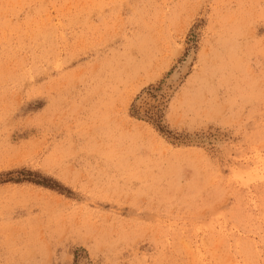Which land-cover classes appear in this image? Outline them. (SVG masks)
<instances>
[{
	"label": "rangeland",
	"instance_id": "374dc122",
	"mask_svg": "<svg viewBox=\"0 0 264 264\" xmlns=\"http://www.w3.org/2000/svg\"><path fill=\"white\" fill-rule=\"evenodd\" d=\"M81 2L0 0V264L44 257L53 260L66 250L70 258L89 259L92 264H214L220 258L235 259L209 255L205 234L230 228L223 214L217 212L213 220L210 213L223 208L237 188V211L257 208L264 196V160L260 157L264 116L258 94L254 107L243 114L237 112L232 120L239 125V132L220 149L224 159L217 163L214 173L208 172L196 152L170 151L195 143L192 134L181 130L183 121L175 113V127L163 118L151 125L152 130L126 125L118 133L99 123L87 129L81 127L80 132L86 135H79L75 147L66 151L64 133L69 129L61 126L65 108L95 111L105 102L100 94L103 82L95 75L102 60L98 53L93 63L89 53L102 41L107 42V34H101L97 21H93L81 26L86 34L78 41H53L49 36L45 45L37 25L44 10L36 6ZM163 2L177 5L194 0ZM195 2L209 5L208 16H212V4L256 5L255 9L216 10L215 26L207 37L206 65L191 84L193 95L185 98L182 94L177 100L176 110L181 114L185 104L198 103L194 94L205 87V82L212 81L215 72L217 94L202 95L208 101L223 103L228 116L227 110L238 102L247 84L243 65L248 64L247 71L254 78L264 70V48L256 39L259 29L252 33L256 42L251 46H241L239 42L247 14L255 12L259 18V5L264 0ZM25 4L33 7L25 9ZM71 12L70 7L60 9L61 15ZM207 24L205 19L204 26ZM88 32L93 34L91 38ZM67 35L70 37L71 32ZM84 50L87 51L82 57ZM9 54L22 59L9 66L3 62ZM151 56L150 51L146 53V60ZM56 57L68 58L65 67L71 70L49 76L47 82L37 77L44 94L52 98L48 111L39 115L44 112V100L21 90V76L30 79L33 66L49 71V61ZM142 68L143 65L125 64L112 71H123L127 76ZM233 80L238 83L230 87ZM258 87L256 84L253 89L256 93ZM21 112L29 126H20L16 117ZM250 124L255 125L254 130ZM70 131L77 134L75 126ZM28 155L62 164L67 172L87 181L83 193L77 194L56 177L33 168L8 166ZM257 167L261 172L255 174ZM60 197L70 200L71 206ZM204 217L207 221L201 222Z\"/></svg>",
	"mask_w": 264,
	"mask_h": 264
},
{
	"label": "snow or ice",
	"instance_id": "6c2138e0",
	"mask_svg": "<svg viewBox=\"0 0 264 264\" xmlns=\"http://www.w3.org/2000/svg\"><path fill=\"white\" fill-rule=\"evenodd\" d=\"M30 9L33 5H23ZM44 10L37 19L38 31L45 37L44 43L48 44L47 37L71 39L78 41L86 33L81 31L82 25H88L97 21L101 34H107V42H101L97 49L89 53L93 63L99 58L102 63L95 71L103 82L100 92L104 103H100L95 111L87 108H65L62 114L61 126L67 127L69 131L64 133L66 140L65 150L71 151L75 147V141L81 133V127L87 129L102 124L106 128L114 129L118 133L126 125L136 127H147L150 130L152 124H158L163 118L166 123H173L174 113L182 119L181 130L186 131L195 138V143L186 148H173L172 152L190 154L196 152L208 172L214 173L218 162L224 157L220 149L234 133L239 132V125L232 122L237 112L243 114L256 104L255 96L258 94L259 104L264 116V70L259 71L258 77H253L247 71L248 64L243 65L244 79L247 82L241 90L238 102H234L225 116L223 103H215L204 98L202 93L207 92L213 96L217 94L215 83V72L212 81L205 82V87L194 95L198 103L184 105L183 113L176 110L177 100L183 96L187 98L193 95L191 84L194 78L206 65L207 57L205 49L208 34L214 28L216 10L219 8L255 9L256 5H219L212 4V16H208L209 5L200 2L181 3L172 5L163 0H82L81 3L37 5ZM71 8L73 12L61 15L60 9ZM260 13L257 18L255 12H249L246 17L245 27L241 30V46H251L256 40L253 31L259 29L256 39L264 48V2L259 5ZM201 11L204 16H201ZM205 19L208 24L205 27ZM71 32L69 37L67 34ZM89 38L92 33L88 32ZM5 46H8L7 40ZM27 46V45H25ZM59 47V45H57ZM84 50L80 53L83 57ZM152 53L150 60L145 56ZM22 59L20 55L5 57L4 63L11 66ZM68 58L56 57L49 61V71H44L36 66L32 68V76H21L22 91H26L31 97L35 95L44 100V115L51 107L52 98L46 96L40 86V77L47 82L49 76H60L71 69L66 68ZM80 61H77L79 64ZM125 64L143 65L141 71L132 75H125L123 71H112L122 68ZM91 67L92 65H87ZM177 70L175 73L173 70ZM182 71V75L180 72ZM175 76V79L173 78ZM238 83L233 80L230 87ZM160 87L156 88L155 85ZM258 84V93L253 89ZM249 85H252L250 88ZM16 119L21 127L29 126V121L24 114L18 113ZM75 126L77 134L73 135L70 128ZM253 130L254 124L249 125ZM261 129L260 157L264 160V123ZM96 147H103L96 145ZM110 147V145H109ZM14 167H29L37 172H43L54 176L65 183L77 194L83 193V185L87 181L77 175L67 172L62 164H53L51 161L38 155H28L21 158L16 164L8 165ZM182 174V173H181ZM234 174V173H233ZM264 180V177H261ZM250 182V181H249ZM95 195V193H89ZM72 196V193H69ZM240 197L239 189L235 191L233 198L221 209L211 211L213 220L217 212H220L229 220L230 228L215 230L206 233V248L209 255L223 257L234 256L235 259L223 258L214 261V264H264V196L257 208L236 210V201ZM76 198H79L77 195ZM60 199L71 206L70 200ZM207 217L201 218L206 222ZM75 233L72 236L75 237ZM83 239V237H77ZM87 247V245H86ZM15 264H92L89 259L81 258L75 260L70 258L66 250L60 258L49 260L47 257L39 260L21 259Z\"/></svg>",
	"mask_w": 264,
	"mask_h": 264
},
{
	"label": "bare ground",
	"instance_id": "6f19581e",
	"mask_svg": "<svg viewBox=\"0 0 264 264\" xmlns=\"http://www.w3.org/2000/svg\"><path fill=\"white\" fill-rule=\"evenodd\" d=\"M255 170H256V171H255V174L261 172L260 169H258V167H257ZM262 175H263V174H262ZM262 175H260V176H262ZM260 176H259V177H260Z\"/></svg>",
	"mask_w": 264,
	"mask_h": 264
}]
</instances>
